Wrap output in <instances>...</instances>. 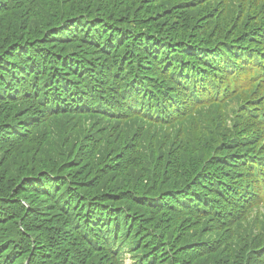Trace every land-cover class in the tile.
<instances>
[{
  "label": "trees",
  "instance_id": "1",
  "mask_svg": "<svg viewBox=\"0 0 264 264\" xmlns=\"http://www.w3.org/2000/svg\"><path fill=\"white\" fill-rule=\"evenodd\" d=\"M0 264H264V0H0Z\"/></svg>",
  "mask_w": 264,
  "mask_h": 264
},
{
  "label": "rangeland",
  "instance_id": "2",
  "mask_svg": "<svg viewBox=\"0 0 264 264\" xmlns=\"http://www.w3.org/2000/svg\"><path fill=\"white\" fill-rule=\"evenodd\" d=\"M127 262H129V263H130V260L128 259V260H127Z\"/></svg>",
  "mask_w": 264,
  "mask_h": 264
}]
</instances>
